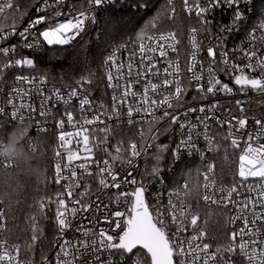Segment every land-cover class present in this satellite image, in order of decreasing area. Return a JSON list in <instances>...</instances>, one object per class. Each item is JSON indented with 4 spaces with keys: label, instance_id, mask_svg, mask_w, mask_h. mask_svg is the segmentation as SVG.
I'll return each instance as SVG.
<instances>
[{
    "label": "snow or ice",
    "instance_id": "obj_1",
    "mask_svg": "<svg viewBox=\"0 0 264 264\" xmlns=\"http://www.w3.org/2000/svg\"><path fill=\"white\" fill-rule=\"evenodd\" d=\"M242 2L245 0H204L203 3L201 0H196L195 3H192L191 0H182L183 11L190 17L194 15L202 26L208 25L207 14L215 9L224 6L235 8L233 26L221 29L223 32L233 31L234 27H238L244 20V14L240 10ZM116 3L117 0H86V9L76 12V6L73 5L68 9V12H76V15L63 22H53L54 17H60L63 14L60 8L65 4V0H52V2L43 0L42 3L40 0H36L33 6L37 15L23 29L18 30L17 25L13 22L11 30L5 32L4 24L0 23V80H3L5 70L35 71L37 65L34 57L24 56L22 49L38 52L43 51L45 44L49 47H63L78 46L83 43L87 36L86 27L89 22L91 24L98 22L96 12L104 11L106 6ZM123 3L127 4V0H123ZM128 7L131 11H137L140 8L146 9L148 7L147 0H134L133 3L128 4ZM8 10L20 11L13 0H2L0 14H5ZM26 14V11L21 12L22 17ZM176 15L174 0H165V6L149 19L145 28L137 34L136 41L133 42L127 74L131 76L132 60L138 52L140 65L136 72L137 82L141 78L147 81L143 88V95L138 99V94L132 91L131 81L126 82L123 86L120 84L124 75L122 71L124 64L117 60L120 48L113 50L103 60V65L107 69L108 87L114 91L121 90L119 100L115 95L113 96L112 114L108 115L107 119H120L124 115L121 109L125 104H128V98L132 97L137 100V103L135 107L128 104L126 108V118L129 124L134 122V116L137 114H141L143 117L150 116V120L142 119L140 122L148 124V131L151 132L152 125L170 117L171 125H179L180 129L186 130V133H182L180 147L198 151L194 137L201 138L202 136L208 145L207 151L209 152L219 151L221 146L214 143L215 138L208 122L214 120L220 129L227 125L229 131L224 139L230 140V146L233 149H241L237 172L240 184H233L227 190L221 186L217 190L214 163L207 164L206 170L202 173L197 170L196 176L197 180L201 175L203 176L202 187L205 194L202 199L206 205L212 204L222 208L233 206L235 208L236 215L229 217L226 221V225L231 226L232 230L228 231L226 228L223 238L218 239L213 236L212 239L217 241L215 244L207 242L208 232L206 229L198 227L199 213L193 212L190 205H185L183 197L179 194H177V199L180 201L179 207L169 200L171 212L166 216L161 212L153 214L149 210L143 186H137L131 192L127 191L126 186L138 183L132 175L134 158L140 155L136 143L129 145L131 158L120 157L122 149L119 146L114 150L117 155L111 156V160L119 162L121 167H124L125 164L128 165V169L123 175L108 159L103 161L105 167L99 168L98 183L105 195L110 197L114 195L116 210L109 211L113 205L102 199L85 203L84 200L90 193L88 190H79L81 184L78 181V170L73 165L76 161L95 160L94 149L90 144L89 126L105 124V120L102 118L104 113L94 114L90 118H82L85 112L93 108L85 90V85L91 84V79L81 77L78 81V88L71 89L67 95L62 94L60 89H54L45 95V76L16 75L15 86L10 89L7 100L10 110L0 106V129H4L5 126L12 129L22 123L31 124L27 142L36 157L42 149V142L38 137L41 134L47 135L49 131L44 126L47 120L53 119L54 127L63 129L66 118L68 125L78 129L76 132L60 131L56 135L59 143L54 153L56 157L54 183L64 191L58 192L55 199L48 198V204H55L54 227L57 236L54 238V245L57 250L52 260L44 257L43 264H128L129 261L132 264H264V119L252 118L254 130L248 128L249 118L247 116L244 118L232 117L230 121H220L211 115L213 110L219 107L218 102H214L210 106L201 103L198 108H188L183 113L169 111V109L181 108L187 102L185 99L187 90L182 84L179 61L177 60L175 63L171 60L168 61L167 66L163 68L164 78L160 83L153 82L150 77L154 75L159 79L161 76L158 62L155 59L157 54L160 58H167L169 50L177 52L176 46L180 41L177 39L176 32L157 31L163 18L173 21ZM41 25H45V27L41 29ZM257 30L264 33V21H261L248 33L249 47L241 50L242 56L247 61L245 64L232 61L227 51L219 53L220 60L217 61V49L213 46L208 47L207 56L211 59L207 67V85L205 86L201 83L205 79L204 66L201 61L197 60L196 55L200 51V44L197 42L198 29L196 27L190 29L192 55L187 69L191 74L189 85L191 86L194 81L195 91L200 94L199 97L193 96V100H206L209 94L214 96L217 92L227 95L233 93V88L228 83L222 82L216 75L215 69L220 68L221 64L223 65L222 70L229 74V78L241 91L251 89L264 93V54H261L255 46L257 39L264 42V35L257 37L255 35ZM14 36L19 37V42L11 46H4L3 42ZM12 54L21 58L14 59ZM197 64L200 65V74L194 72ZM113 68L116 70L115 76L112 72ZM256 70H259L258 77L248 74ZM162 88L167 91L161 92ZM150 92L153 94L151 97ZM81 93L83 94L81 95ZM34 94H39L42 101L38 114L42 119L39 121L36 119V107L31 103V96ZM156 95H162V99H155ZM53 100L64 105V112L59 119L54 115V109L49 110L45 107ZM242 103V101H236V104L240 106V111L244 112ZM157 110H161L162 115H156ZM197 111L204 115L196 117L197 123L193 124L189 117ZM233 128L238 132L243 130L244 135L240 138L235 137L232 132ZM201 129H203L202 133ZM99 131L105 133V138H107L111 129L105 125L99 128ZM33 132H35V136H33ZM140 135L143 138L144 132L141 131ZM185 135L186 138H184ZM74 138H78L75 145L73 144ZM152 139L155 140L156 136H152ZM242 143L243 147H241ZM167 148L168 145L159 146L156 156L157 164L162 161L163 152ZM224 151L225 158H227L226 147ZM81 152L85 155L82 156ZM0 167L7 169L18 167V165L0 159ZM78 167L84 170L87 175H92V172L88 171L91 167L90 164L81 162ZM65 172L69 174L65 175ZM158 172L159 167H155L153 175ZM105 176L108 179H105ZM69 180L75 182L74 186L77 189L75 195L73 186L67 183ZM250 180L256 181V183H248ZM190 184L191 180L182 186L184 197L191 191ZM245 186L248 195L234 200L233 195L240 196L239 188ZM199 187L200 185L197 183V190ZM65 193L67 200L64 198ZM218 194L219 198H217ZM5 195L8 194L5 193ZM2 203L3 200L0 199V204ZM46 207L44 198H41L38 211L42 215ZM98 213L99 216H97ZM78 217H80L79 220ZM93 217L96 219L93 220ZM31 219V240L34 245L39 239L37 233L42 232V229L38 227L35 216ZM84 220H87L89 226L85 227ZM238 222L240 227L237 229L235 225ZM100 224H106L107 227H99ZM6 231H8L6 210L0 208V235ZM69 232L72 233L71 237L66 235ZM32 245L29 246L30 250ZM20 252L19 243L9 244L7 238L0 239V264H31V261L26 262L21 259Z\"/></svg>",
    "mask_w": 264,
    "mask_h": 264
},
{
    "label": "built area",
    "instance_id": "obj_2",
    "mask_svg": "<svg viewBox=\"0 0 264 264\" xmlns=\"http://www.w3.org/2000/svg\"><path fill=\"white\" fill-rule=\"evenodd\" d=\"M129 1V0H127ZM2 2V0H0ZM52 2V0H50ZM176 12L179 7L183 10V3L182 0H174ZM192 3H195L196 0H191ZM203 3L204 0H201ZM123 3V0H117L116 4ZM112 5H108L107 7H110ZM69 9V3L68 0H65V4L61 6L60 10L62 11V15L60 17H54L53 22H63L67 18H71V16L76 15V12H68ZM84 10V9H83ZM240 10L244 14V20L240 23L238 27H234V30L231 32H223L221 29L227 27V26H233L234 21V12L235 8H229L227 6L217 8L213 12L207 14L209 23L207 26H202L197 18L192 15L191 17L187 15V22L184 27H186V31L184 33H180L178 31H174L177 34V39L180 41V43L176 46L177 52H171L169 50V54L167 58H160L157 54L155 57L156 61L158 62V67L161 71V76L159 79L156 78V76H151L150 79H152L155 83H160V81L164 78L163 76V68L167 66L168 61L171 60L173 63H175L177 60L179 61L180 68H181V77H182V84L187 90V95L185 97L186 103L183 104V107L181 108H174L169 109V111H173L174 113H183L186 109L197 107L199 104H204L206 106H210L214 102H218L219 107L214 109L211 115H214L217 117L220 121H230L232 117L237 118H244L247 116L249 118L248 128L250 130H254V124H253V117L256 118H262L264 119V93L254 91L251 89H248L246 91H241L238 86H235L232 79L229 78V74L225 73L222 68L223 65L221 64L220 68H216L215 72L216 75L222 80V82L228 83L233 88V93L231 95L223 94L220 92H217L214 96L209 94L208 98L206 100H193L192 97L196 96L199 97L200 94L195 91V82L193 81L192 85H189V80L191 74L188 73L187 69L190 64V57L192 55V47L190 43V29L192 27H196L198 29L197 34V42L200 44V51L196 54L197 60L201 61L204 66V76L205 79L201 81V83L207 85V67L210 63V59L207 56V49L209 46H213L217 49L218 55H217V61L220 60L219 53H222L224 51L228 52V55L230 59L238 64H245L246 58H244L241 54V50L247 49L249 47V37L248 33L249 31L253 30L261 21H264V17L259 16L256 12V0H245V2H242L240 4ZM7 12V11H6ZM101 11L96 12V17L98 13ZM28 23L23 25H17V29L21 30L23 27H25ZM95 24H91L89 22L88 26L86 27L87 36L85 40L90 36L92 30L94 29ZM45 25H41L40 28L43 29ZM11 30V27H5L4 31L8 32ZM255 35L257 37H260L261 35H264V33L260 31H256ZM219 38V39H218ZM79 39V38H78ZM19 42V37L14 36L10 38L8 41L3 42L4 46H11L14 44H17ZM73 44L75 45L76 42L74 41ZM133 41H129L127 43L115 46L108 54H110L113 50L120 48V52L117 53V60L118 62H122L124 64L123 73L120 80V84L123 86L126 82L131 81L132 83V91L136 92L138 94L137 99L139 96L143 95V88L145 87L147 81L144 79H139V82H137V75L136 72L139 68L140 61H139V53H136V57L132 60L133 68H132V74L131 76H128V63H129V56L132 51ZM255 46L259 50L261 54H264V42L257 39L255 41ZM55 47V46H52ZM44 45V49L52 48ZM43 51L33 52L29 49H22V53L25 55L27 54H37L41 53ZM107 54V55H108ZM13 57H19L18 55L12 54ZM142 71V69H140ZM107 71V69H106ZM247 71V70H246ZM113 75H116V70L112 69ZM194 72L196 74H200V65L197 64L194 68ZM251 76H259V70H256L255 72L248 73ZM115 83V81H114ZM15 86V77L10 79L7 77H4L3 80H0V106H3L5 108H9L7 104L8 95L10 89ZM79 85L73 86V87H61L56 86L46 80V84L44 85L45 88V95H48L52 90L54 89H60L62 91V94L67 95L68 92L73 88H78ZM85 90L87 91V94L89 96V99L92 102L93 108L89 109L87 112L83 114V117L90 118L94 114H100L104 113V117H102L105 120V124H94L92 126H89L90 128V144L93 147V155L95 156L94 161H76L74 162L73 167H76L78 170V181L81 184L80 191L88 190L90 195L85 198V203H92L96 199H102L106 203H110L113 206L109 209V211L116 210L115 206V197L105 195L101 189V186L99 185L98 181L100 179L99 176V168H104L105 165L103 161L105 159H108L110 163L114 165L116 169H118L121 173V175L124 174V172L128 169V165L125 164L124 167H121V164L117 161H112L111 156L117 155L115 153V147H109L108 149L104 150L103 152L98 149L97 143H99V138L97 136L98 133H100L99 128L104 127L107 125L110 129H113L115 127H137L141 131L144 132V138L140 137L136 139L133 143L137 144L138 150L140 151V155L138 157L134 158V167L132 168V175L137 179L138 183L136 185L126 186L127 191L131 192L134 190L137 186H143L146 191V202L149 205V210L155 214L156 212L164 213L166 216L171 212V209L169 207V200H172L174 203L177 204L179 207L180 201L177 199V194H179L184 199L185 205H188L187 196L184 197L182 192V186L184 183L188 182L187 180L181 181L178 184H175L173 182V175L176 173L178 167L182 165L185 161H194L200 165V172L206 170L207 164L214 163L215 164V180H216V189L218 190L221 186H223L226 190L230 188L233 184H240L239 177L237 175L238 172V157L241 152V149H233L230 146V140H225L224 137L227 135L229 129L227 125L223 129H220L216 122L214 120L209 121L208 123L211 125L212 129V135L214 136L215 144H219L220 150L223 148V145L226 144L230 150H233L237 154V161H236V174L230 179V181L225 182L220 179L218 176V169H217V162L216 158L218 156L219 151H213L209 152L207 151L208 145L206 144L205 140L202 138H195V145L197 150H189L185 147H180V140L182 139V133H186V130L180 129L179 125H171L170 124V117L165 118L164 120L155 123L151 126V132L148 131L149 125L146 123H141L140 121L142 119H148L150 120L151 117H143L141 114H137L134 116V122L132 124H129L126 118V108L128 104H131L133 107L136 106L137 100H134L132 97L128 98V104H125L121 111L124 113V115L121 116L120 119H112L108 120L107 116L112 114V105H113V96L115 95L117 100L121 97V90L114 91L112 88L108 87V94L109 99L108 101H97L94 99L92 94L90 93L88 87L85 85ZM174 90V89H169ZM161 92H165L167 90L161 89ZM83 93H81L82 95ZM150 97L153 95L151 92L149 93ZM155 99L159 100L162 99V95H156L154 97ZM242 101V106L244 107L245 111H240V106L236 104V101ZM31 103L35 105L36 107V119L37 121L41 120L42 118L39 117V111L41 110V96L39 94H34L31 96ZM73 103L75 104L76 101L74 100ZM45 107H47L49 110L54 109V115L57 119L61 118V114L64 112V105L62 103H56L55 100H53L50 104H46ZM27 115V113H26ZM156 115H162L161 110H157ZM204 114H201L197 111L195 114H191L189 119L193 124L197 123L196 117L201 116ZM81 118V122H82ZM234 123V122H233ZM55 121L53 119L47 120V123L44 125L48 128L47 135L41 134L38 139L41 142H49L52 143L51 146V162L54 167V164L56 162V157L54 155L55 150L58 147V140L56 139V135L60 131H69V132H76L78 129L74 128L70 125H68L66 118H65V126L63 129H60L59 127H54ZM94 129V130H93ZM11 128H8L5 126L4 129H0V137H6L7 132L10 131ZM203 132V129H201V133ZM233 135L237 138H240L244 135L243 130L236 131L235 128L232 129ZM35 132H33V136H35ZM156 136V139L153 140L152 136ZM186 138V135L185 137ZM76 139H73V144L75 145ZM28 144V142H26ZM160 143H167L168 148L170 149V165L167 167V169L164 171L163 174L158 173L155 177H153L150 180H140L139 175L140 171L142 170L143 162L147 159L149 153L159 145ZM97 145V146H96ZM243 143L241 144V147H243ZM121 147L122 151L119 154L122 158H131L130 157V148L128 147ZM111 154V155H110ZM81 155H85V153L81 152ZM85 162L91 165V167L88 169V171L92 172V175H87L86 172L82 169H79V163ZM16 167H10V168H3L0 167V171H9L13 170ZM65 175H68L69 173L65 172ZM55 178V173H54ZM53 178V179H54ZM105 179H108L107 176H105ZM201 193L202 196L205 194V190L203 189V176L201 175ZM68 184H71L73 186V193L75 195L77 189L75 188V182L69 180L67 182ZM248 183H256V181L250 180ZM55 184V183H54ZM56 185V184H55ZM59 188V191L62 192L64 189H61L58 185H56ZM240 196H237L236 194L233 195L234 200L241 199L243 196L248 195L246 186L239 188ZM254 195V193H253ZM64 198L67 200V196L65 193ZM219 198V194L218 197ZM202 202L205 204V202L202 199ZM70 206L71 202L69 201ZM206 205V204H205ZM206 206L210 208L215 209H222L230 212V217L233 215H236L235 208L233 206H229V208H222L218 207L217 205L207 204ZM0 208H3V204H0ZM101 212H103V209H101ZM83 215V214H81ZM99 216V213L97 214ZM78 220L80 217L77 218ZM96 217H93V220H95ZM170 221V217H169ZM168 222V221H166ZM85 227L89 226L87 220L83 221ZM99 227H107L106 224H100ZM235 227L238 229L240 227L239 222L235 225ZM230 230H232L230 226ZM191 231V229H189ZM6 232H4L2 235H0V239L7 238ZM69 237H71L72 233H66ZM57 236V233L55 237ZM8 239V238H7ZM9 244H16L10 239H8ZM57 248L54 245L53 242V254L48 257L49 260H52ZM20 257L21 252H20ZM118 259V256L116 257ZM23 260V259H22ZM25 261V260H23ZM27 262V261H26ZM31 264H43V260L37 263Z\"/></svg>",
    "mask_w": 264,
    "mask_h": 264
},
{
    "label": "trees",
    "instance_id": "obj_3",
    "mask_svg": "<svg viewBox=\"0 0 264 264\" xmlns=\"http://www.w3.org/2000/svg\"><path fill=\"white\" fill-rule=\"evenodd\" d=\"M42 2L43 0H40V3ZM133 2L134 0H129L127 4H115L98 13V22L90 36L78 46H55L47 48L41 53L23 54L34 57L37 65L35 71L5 70L4 77L12 79L16 75L45 76L48 82L61 87L76 86L81 77H89L92 82L86 86L94 99L101 102L108 101L106 68L103 65V60L115 46L129 41L135 42L137 34L145 28L149 19L165 6V0H147L148 7L146 9L140 8L137 11H131L128 4ZM13 3L19 7L20 11L8 10L5 14H0V23L4 24V28L11 27L13 22L16 25L26 24L37 15L33 6L36 0H13ZM68 3L69 9L75 5L76 11L87 8L86 0H68ZM25 11L27 14L22 17L21 12ZM256 12L259 16L264 17V0H256ZM187 19V15L179 7L175 19L169 21L167 18H163L157 31L184 33ZM97 136L99 138L98 149L103 152L109 147L115 146L128 148L140 137V130L137 127H115L111 129L107 138L103 132L98 133ZM163 145H167V143H160L154 147L143 162L139 175L140 180L146 181L155 177L157 175H153L155 167H159L158 173L163 174L170 165L169 148L163 152V159L157 164L156 156L159 146ZM51 146L50 141L42 142V149L38 155L46 170L42 181H37L24 174L19 167L9 171H0V199L3 200L2 204L6 210L8 227L6 236L14 243L20 244L22 259L32 263L40 262L44 257L48 258L53 254V242L56 235L54 227L55 204H48V198L55 199L56 194L60 191L54 184ZM225 147L227 148V158H225ZM236 161V152L230 150L226 144L223 145V148L219 150L216 162L218 176L224 183L230 181L236 174ZM197 170H200L198 163L185 161L173 175V182L178 184L184 180H191V191L187 195L188 205L191 206L193 212L199 213L198 227L204 228L208 232L207 242L215 244L217 241L212 239L213 236L218 239L223 238L226 228L231 231L230 226L226 225L230 212L210 208L202 202V182L201 176L197 180ZM197 183L200 185L199 190L196 188ZM41 198H44L47 205L43 215L38 211ZM33 216L36 217L38 227L42 229V232L37 233L39 239L34 245L31 240V218ZM30 245H32L31 250L29 249ZM128 264H132V262L129 261Z\"/></svg>",
    "mask_w": 264,
    "mask_h": 264
},
{
    "label": "clouds",
    "instance_id": "obj_4",
    "mask_svg": "<svg viewBox=\"0 0 264 264\" xmlns=\"http://www.w3.org/2000/svg\"><path fill=\"white\" fill-rule=\"evenodd\" d=\"M30 131L31 124H17L7 132L6 138H0V159L18 165L24 174L42 181L46 174L44 165L26 143Z\"/></svg>",
    "mask_w": 264,
    "mask_h": 264
},
{
    "label": "rangeland",
    "instance_id": "obj_5",
    "mask_svg": "<svg viewBox=\"0 0 264 264\" xmlns=\"http://www.w3.org/2000/svg\"><path fill=\"white\" fill-rule=\"evenodd\" d=\"M20 58V57H19ZM157 147V146H156Z\"/></svg>",
    "mask_w": 264,
    "mask_h": 264
},
{
    "label": "water",
    "instance_id": "obj_6",
    "mask_svg": "<svg viewBox=\"0 0 264 264\" xmlns=\"http://www.w3.org/2000/svg\"><path fill=\"white\" fill-rule=\"evenodd\" d=\"M146 199V198H145Z\"/></svg>",
    "mask_w": 264,
    "mask_h": 264
}]
</instances>
